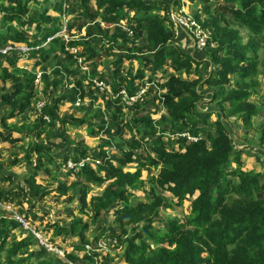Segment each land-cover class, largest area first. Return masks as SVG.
Here are the masks:
<instances>
[{
	"label": "trees",
	"instance_id": "1",
	"mask_svg": "<svg viewBox=\"0 0 264 264\" xmlns=\"http://www.w3.org/2000/svg\"><path fill=\"white\" fill-rule=\"evenodd\" d=\"M90 1L95 3V10L92 12L87 8ZM38 3V0H0L3 28L0 30V47L8 42L27 43L28 39L33 40L30 41V46L39 45L36 37L32 36L30 31L24 30L25 27L30 29L33 25H36L38 30L39 23L47 21L46 10L30 14L29 4ZM202 3L207 18L201 24L211 29L209 42L216 44L211 47L208 43L205 48L212 66L206 77H201L196 70L201 63L168 44L174 36L167 18L168 13L177 5L173 0H79V16L85 18L86 24H92L100 17L104 27L110 28L125 19L126 22L129 21L127 24L133 30L134 38L143 37L147 50L136 47L129 53L120 55L119 59H126L129 65L134 61L142 62L144 66L149 65L151 76L165 66H170L174 72L197 76L187 82L180 76L169 75L160 85L164 90L162 106L167 111V117L161 116L155 123L146 117L142 122L149 130H154L156 125L160 129V138L165 134L179 136L181 133H187L198 140L188 142L184 137H175L176 148L168 149L162 147L159 140L155 141L156 150H159L156 157L146 156L148 164L157 171L151 178L153 189H150L146 201L138 200L136 203H133L132 199L144 182L140 168L132 172L124 170V163L130 160V153L124 155L126 161L119 160L116 166L109 161L102 163L106 159L103 152L97 155L85 151H81L79 155L76 154L78 152L74 153L70 159L74 162L86 157L98 160L99 164L95 165L96 172L87 164L76 172L78 174L75 180L68 184L59 183L53 192L59 196L74 193L77 196L79 212L89 216L88 220H84L83 217L74 216L69 212L70 222L65 226L67 229L53 225L54 236H80L83 230L96 224H100L101 230L104 231L102 225L105 223V217L112 212L116 217L118 233H111L109 238L114 239L123 249L122 260L125 264H264V183H261L257 172L243 169L242 151L234 147L228 127L223 121L238 117L248 131L253 119L258 115L257 105L248 99L256 84L252 77L257 65L256 40L259 39V31L264 25V0H205ZM210 6L214 7L211 12ZM125 11H132L133 16L128 19ZM196 18L199 22V18ZM230 22L248 33L249 39L245 44L239 36L238 28L229 25ZM57 30V26L50 27L44 33L43 40L53 36ZM94 30L101 32L99 25L95 24L93 29L87 30V35H91ZM119 36L122 35L116 31L111 35L108 31L103 33L104 40L112 43L107 47L110 56H113V44ZM59 40L60 38H54L38 52L50 54L57 49L62 51V41ZM81 44L74 41L70 46L78 48ZM86 53H89V50L83 51L81 48L80 54L84 56ZM141 54L144 55L140 56ZM10 56H13V61H17L16 54ZM94 56V51H90L89 57ZM73 63L71 60L72 65ZM114 65H119L118 60ZM231 76H235L234 86L226 92L223 88L231 87ZM143 78V68L137 69L136 75L127 70L122 77L114 70V73L110 74L112 91L116 93L126 87L128 93L133 94L134 82ZM0 79L3 82L11 81L12 87L8 91L4 89L0 95V121L3 122L23 114L31 104L33 93L29 88L32 79L28 81L24 71L17 69L12 72L0 67ZM200 83L221 91L217 102L221 117H216L213 121L201 115L198 109L203 100L197 91ZM74 94L76 91L73 90L69 97ZM60 99L61 97L58 98ZM139 106L141 105L137 104L133 107L139 109ZM2 107L7 110L5 116L1 115ZM46 110L47 114L44 115L54 122L55 111L49 107ZM117 115L122 116L120 109ZM77 121L79 124H87L85 130L92 137L98 136L99 132L95 131L92 123L85 119ZM60 123L65 125L75 122L62 120ZM51 126H54V123L48 127L35 123L31 129L38 130L39 138L42 133L49 134L47 128ZM259 132V140L263 142L264 128ZM106 134L110 135L108 132ZM41 144L35 145L38 157L47 159L39 151ZM106 145L107 142L102 144L103 147ZM68 160V157L64 158L65 163ZM51 163L48 159V164ZM34 170L38 172L37 168ZM36 172L28 174L23 180L27 203L34 201L32 208L51 192L52 186V183L45 186L37 183ZM94 190L98 192L89 196ZM6 191V194L0 191V201L9 200L12 189ZM166 193L169 196L165 195ZM189 199V212L185 215L184 224L180 225L177 219L166 222L165 232L168 235H164L165 240H157L156 235L162 236L154 226L159 211L181 207L183 202ZM2 213L0 211V214ZM17 228L19 224L16 221L3 216L0 219V264H58L56 260L40 258L31 263L30 260L35 255L31 249L35 239L33 236H27L16 241L11 231ZM97 239L98 236L94 238V242ZM6 243H9V246L5 249ZM75 249L79 252L84 246L76 245ZM94 256H97V253L84 255L82 262L94 264ZM68 259L77 261L74 255H68ZM107 261L101 259L99 264H109Z\"/></svg>",
	"mask_w": 264,
	"mask_h": 264
},
{
	"label": "rangeland",
	"instance_id": "2",
	"mask_svg": "<svg viewBox=\"0 0 264 264\" xmlns=\"http://www.w3.org/2000/svg\"><path fill=\"white\" fill-rule=\"evenodd\" d=\"M38 1L37 5L29 4V12L34 14L36 12L41 13L42 9L43 11L46 10L47 21L40 22L38 30L36 25H33L30 29L25 27L24 30L30 31L31 35L36 37L39 45L36 47L30 46L29 43L33 40L28 39L27 43H20L28 49L25 53L18 54L14 51L6 54L0 53V56L5 57L17 55V61H13V56L0 58V67H5L12 72L17 69L24 71L28 81L32 79L29 88H31L33 93L31 104L23 114L5 119L3 122L0 121V191L6 194L7 189H12L9 200L0 201V211L3 212L0 214V219L3 216L19 224V228L11 231L16 241L27 236H33L32 232L35 231L50 243L58 246L68 259V255H74L73 253L76 252V245H83L84 249L89 246L95 247V237L98 236V239L99 237L100 239H105L111 233H118V230L115 222L116 217L112 212H109L105 217L104 225H102L104 231L101 230L100 224H96L83 230L80 236L53 235V225L61 229H67L65 226L70 222L69 212L74 216L83 217L84 220H88L89 216V214L86 215L79 212L77 196L74 193L69 192L66 196H59L56 192H53L59 183L68 184L75 180L78 174L76 173L77 171L70 173L65 170L64 158L68 157V159H71V155L76 152L79 155V153H82L81 151L96 155L103 152L106 159L102 163L109 161L113 166H116L117 161H126L124 155L130 153V160L124 163V170L132 172L140 168L142 172L141 179L144 182L141 188L135 192L132 202L136 203L138 200L146 201L150 189H153L151 178L157 174V171L148 164L146 156L156 157L159 150H156L154 143L157 140L166 149L170 147L176 148L175 145L177 143L175 142L176 135L165 134L160 138V129L155 125L154 130H149L145 123L142 122V119L149 117L155 123L161 116L167 117V111L162 106V92L164 93V91L159 88L169 75L180 76L181 79L187 82L194 80L197 76L195 74L186 75L174 72L170 66L159 69L154 76H151L149 65L144 66L142 62L138 63L137 61L129 65L126 59H119L120 55L129 53L133 48H142L143 51L148 49L142 39L143 37L134 38V36L126 35L124 31L126 29L125 19L110 28H106L100 22V17H97L94 23L99 25L101 32L97 33L94 30L91 35H87V30L93 29L95 24H86L85 18L79 16L81 14L79 0ZM144 1L149 2L152 0ZM173 1L175 5L177 4L175 9H173L174 13L180 14L184 12L187 16L194 17L197 22L196 17H198V23L200 24L207 18L203 9L204 3H202L205 0ZM87 8L89 12L94 11L95 3L90 1ZM212 8L214 7H209L210 12ZM125 14L128 15V19L133 16L132 11H125ZM1 21L2 18L0 17V30L3 29ZM228 21L232 20L228 19ZM229 25L238 28L239 36L245 44L249 39L248 33L234 23L230 22ZM52 26H57L58 30L54 34L58 37L65 29H70V32L74 35L69 36L68 42L63 37L60 38L59 41H62L61 46H63L64 51L57 49L50 54L38 52L41 47L48 43L42 37ZM15 27L20 29V27ZM207 29L210 30L212 35L211 29ZM104 31H108L109 35L115 33V31L117 34L122 35L113 44V56H110V52L107 50V47L112 45V43L104 40ZM174 31H176V34L168 44L177 47L184 53L189 54L194 61L201 63L196 70L201 77H206L212 66L205 49H199L195 45V38L187 28L178 26L174 27ZM258 36L259 39L256 40L258 45L257 65L255 74L252 77L256 84L253 87L254 92L248 99L257 105L259 109L258 115L253 119L251 128L248 131L238 117L234 116L228 120L223 119V121L228 127L234 147L242 151L243 169L254 170L258 173L261 183H264V141L261 142L259 140V131L264 128V25H262ZM74 41L82 43L76 51H73V48L76 47L70 46V43ZM16 44L19 43L8 42L0 48ZM214 45L216 44L212 42L211 47ZM81 48L83 51L88 49L89 53L82 56L80 54ZM90 51H94L96 56L89 57ZM71 60L74 61L73 65ZM117 60L119 65L115 66L114 63ZM194 66L195 64L192 65L193 69ZM141 68L144 69V78L140 80V85L145 82H152L155 86L147 88L139 109L135 107L129 109L125 104H121L120 101L114 99L110 74L114 73L115 70L116 74L122 77L127 70H131L136 75L137 69ZM230 80L231 87L224 86L223 88L226 92L228 89L233 88L235 76H231ZM94 81H102L103 86H95ZM142 82L144 83L142 84ZM4 89L5 91L12 89L11 81L3 82L0 79V95L4 92ZM73 90L76 91V94L69 97ZM158 90L160 91L159 93ZM197 91L203 97L202 103L198 107L202 113L201 115L207 117L209 121H213L216 117H221L217 103L218 95L221 91L203 83L197 86ZM60 97L61 99L58 100ZM38 103L43 104L42 109L37 107ZM48 107L56 113L54 122L48 116V120L43 119L44 113L47 114L46 109ZM118 109L121 110L122 116L117 115ZM1 115H7V110L4 107L1 108ZM80 119H85L90 124L92 123L91 125L95 131L99 132L98 136L92 137L86 132L87 124H79L77 120ZM62 120H71L75 123L62 125L60 123ZM35 123H42L43 127H48L54 123V126L47 128L49 134L42 133L38 138V130L31 129V126ZM163 128L167 130L166 127ZM107 132L110 135L106 134ZM104 142H107L108 145L103 147L102 144ZM38 143H42L39 146V151L47 159L38 157L39 153L35 147ZM78 148L84 150H79ZM48 159L51 160V164H48ZM90 167L93 168L92 171L96 172L97 168H95L94 164ZM34 168H37L38 172ZM35 172L37 174V183L44 186L52 183V186L50 187L51 192L43 200L35 203L34 208H32L34 201L27 203L26 187L23 180L28 174ZM102 175L104 176L105 174L102 173ZM97 192L98 190H94L89 196ZM165 195L169 196L168 193ZM190 200H185L181 207H171L159 211L154 226L162 236L156 235L157 240H165L164 235L165 237L168 235L165 232L166 222L177 219L180 225L184 224L185 215L189 212ZM16 216L23 223L26 222L27 227L22 226ZM147 242L150 243L151 241ZM163 245L166 246V244ZM8 246L9 243H6L5 249ZM31 249L35 254L30 260L31 263H35L37 258H40L42 260L53 259L58 264H64L56 255L48 253L35 242ZM100 253H102L101 259L108 260L109 264H125L122 260L123 249L117 244L106 243L105 250ZM74 256L77 261H82L79 258L80 255Z\"/></svg>",
	"mask_w": 264,
	"mask_h": 264
},
{
	"label": "built area",
	"instance_id": "3",
	"mask_svg": "<svg viewBox=\"0 0 264 264\" xmlns=\"http://www.w3.org/2000/svg\"><path fill=\"white\" fill-rule=\"evenodd\" d=\"M167 18L170 21V26L173 29L174 32V36L176 34V31H174V27H183V28H187V30L191 31L193 34V37L195 38V45L199 48V49H205L207 44L209 43L210 45H212V43H210V38H211V33L210 30L207 29L206 27H204L203 25H201L200 23H198L196 21V19L193 17H189L187 16V14L180 13V14H176L174 13V10H172L171 12L168 13ZM122 21V20H121ZM124 24L126 25V29H124L126 35L128 36H133V30L128 26L126 20H124ZM74 34H72L70 32L69 29H65L64 31H62L60 37H58L56 34H54L51 37L46 38L47 42H51L54 38H61L63 37L64 40L66 42H68V40L70 39L69 36H73ZM173 36V37H174ZM48 43H46L45 45H47ZM44 45V46H45ZM43 46V47H44ZM73 48V47H72ZM73 51H76V48H73ZM28 49L26 47H24L22 44H16L13 46H6L3 48H0V53L6 54L8 52L14 51L18 54H23L25 53V51H27ZM144 82H142L143 84ZM95 86L97 87H101L103 86V82L102 81H94ZM141 82L140 80H136L134 82L135 85V90L133 92V94H129L128 93V89L126 87H122L119 91H117L116 93H114L113 91V95H114V99H118V101H120L121 104H125L126 107L131 108V106L133 107L136 104H141L143 102L144 99V95L147 92V88L150 86H155L154 83L152 82H145L143 85H140ZM160 90H162L161 88H159ZM164 91V90H162ZM160 91L158 90V93ZM163 93V92H162ZM122 99V101H121ZM37 107L39 109L43 108V104L38 103ZM44 120H48V117L46 115L43 116ZM179 136L186 138V140L188 142H195L198 140L197 137L189 135L187 133H181L179 134ZM176 136V137H179ZM89 164L90 166L97 165L99 164L98 160H93L92 158L86 157L85 159H80L77 162H74L72 160H68L66 161V163L64 164V168L65 170H67L68 172H76L78 171L80 168L84 167L85 165ZM16 219L22 224V226L27 227V223L26 222H22L20 220L19 217L16 216ZM32 235L34 236L35 239V243H37L38 246L42 247L43 249H45L48 253H51L53 255H56L59 259H61L64 264H84L82 261H70L66 258V256L64 255V252L61 251L59 249L58 246L50 243L47 239H45L44 237H42L39 233H36L35 231L32 232ZM106 243H112V244H116V241L114 239H111L109 237L105 238V239H98L96 241V245L95 247H85V249L81 252H74V255L79 256L80 259L83 260L84 255L87 256H91L92 253H97V256H94V264H99L101 261V254L100 252H102L103 250H105L106 248Z\"/></svg>",
	"mask_w": 264,
	"mask_h": 264
}]
</instances>
